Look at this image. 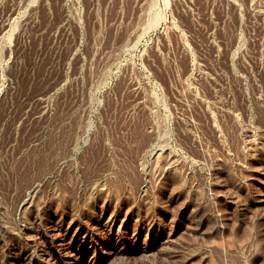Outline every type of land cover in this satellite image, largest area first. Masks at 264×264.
Here are the masks:
<instances>
[{
    "label": "rangeland",
    "instance_id": "rangeland-1",
    "mask_svg": "<svg viewBox=\"0 0 264 264\" xmlns=\"http://www.w3.org/2000/svg\"><path fill=\"white\" fill-rule=\"evenodd\" d=\"M0 264H264V0H0Z\"/></svg>",
    "mask_w": 264,
    "mask_h": 264
},
{
    "label": "bare ground",
    "instance_id": "bare-ground-1",
    "mask_svg": "<svg viewBox=\"0 0 264 264\" xmlns=\"http://www.w3.org/2000/svg\"><path fill=\"white\" fill-rule=\"evenodd\" d=\"M6 27H7V24L4 23V24H3V29H5ZM233 111H234V109H233Z\"/></svg>",
    "mask_w": 264,
    "mask_h": 264
}]
</instances>
